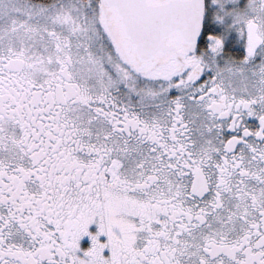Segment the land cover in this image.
I'll use <instances>...</instances> for the list:
<instances>
[{"label":"snow or ice","instance_id":"obj_1","mask_svg":"<svg viewBox=\"0 0 264 264\" xmlns=\"http://www.w3.org/2000/svg\"><path fill=\"white\" fill-rule=\"evenodd\" d=\"M0 264H264V0H0Z\"/></svg>","mask_w":264,"mask_h":264}]
</instances>
